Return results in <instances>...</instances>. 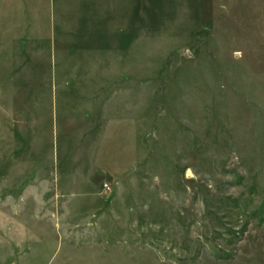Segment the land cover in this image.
I'll use <instances>...</instances> for the list:
<instances>
[{
    "label": "rangeland",
    "instance_id": "rangeland-1",
    "mask_svg": "<svg viewBox=\"0 0 264 264\" xmlns=\"http://www.w3.org/2000/svg\"><path fill=\"white\" fill-rule=\"evenodd\" d=\"M0 264H264V0H0Z\"/></svg>",
    "mask_w": 264,
    "mask_h": 264
},
{
    "label": "built area",
    "instance_id": "built-area-1",
    "mask_svg": "<svg viewBox=\"0 0 264 264\" xmlns=\"http://www.w3.org/2000/svg\"><path fill=\"white\" fill-rule=\"evenodd\" d=\"M106 190H110L108 187H106Z\"/></svg>",
    "mask_w": 264,
    "mask_h": 264
},
{
    "label": "crops",
    "instance_id": "crops-1",
    "mask_svg": "<svg viewBox=\"0 0 264 264\" xmlns=\"http://www.w3.org/2000/svg\"><path fill=\"white\" fill-rule=\"evenodd\" d=\"M71 47V46H70Z\"/></svg>",
    "mask_w": 264,
    "mask_h": 264
}]
</instances>
